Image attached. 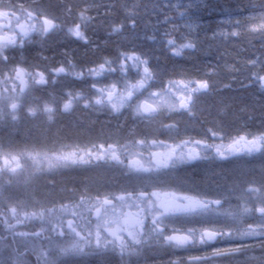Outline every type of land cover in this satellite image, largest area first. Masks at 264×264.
<instances>
[{"label":"snow or ice","instance_id":"obj_1","mask_svg":"<svg viewBox=\"0 0 264 264\" xmlns=\"http://www.w3.org/2000/svg\"><path fill=\"white\" fill-rule=\"evenodd\" d=\"M99 7L91 0L78 6L66 0H8L6 8L0 7V115L10 119L13 133L19 132L22 116L49 128L66 116L83 117L78 121L83 138L45 146L0 139V177L6 179L0 185V222L12 237L8 243L7 236H0L2 264H26L29 253L38 264H68L81 257H94L97 264H148L149 255L175 257L154 264H264V163L258 171H240L210 190L180 175L194 163L264 161V111L258 126L249 124L261 98L237 106L234 97L221 94L233 88L235 79L225 82L221 72L240 71L226 61L194 71L175 62L167 66L169 55L190 59L202 51L192 35L198 24L185 20L189 31L179 41L173 35L179 30L176 24L160 36L157 25L145 24L141 36L137 29L148 7L142 0L119 5L112 0L104 15H115L112 9L118 7L123 16L107 23L91 15ZM171 7L185 15L179 2ZM260 7L243 24L225 20L235 26L213 38L264 39V5ZM152 8L155 13L159 6ZM170 19L165 14L163 22ZM100 32L107 38L94 39L93 33ZM51 37L76 47H62L60 58L55 52L45 55ZM138 39L154 48L142 50ZM34 45L41 51L25 55ZM80 46L83 52L77 56ZM244 63L248 75L241 87L264 94V61L257 56ZM209 98L215 103L209 105ZM259 106L264 109V102ZM211 108L217 118L197 130L199 118ZM100 115L108 118L107 124L114 121L115 128H107ZM227 116L235 126H226ZM109 167L123 169L136 182L113 188L85 178L80 188L62 189L70 195L60 198L40 196L32 184L37 176L62 170ZM28 225L38 226L25 230ZM18 239L25 242L23 249ZM257 248L259 256L249 255Z\"/></svg>","mask_w":264,"mask_h":264},{"label":"trees","instance_id":"obj_2","mask_svg":"<svg viewBox=\"0 0 264 264\" xmlns=\"http://www.w3.org/2000/svg\"><path fill=\"white\" fill-rule=\"evenodd\" d=\"M12 2L16 3H26L27 0H12ZM55 2V0H53ZM68 3H72L74 6H78L81 3L86 2V0H66ZM92 3L99 4L100 7L94 9L91 15H97L98 20H104L107 23L109 20H119L122 18L123 13L120 12L119 8L112 9L115 12L113 16L104 15L109 3L112 0H91ZM134 0H116V3L119 5L120 3L131 4ZM179 2L180 9L179 11H184V7L189 5V3H193L194 6L189 8V17H180L179 12L171 7L172 4H176ZM142 3L147 7V11H142L140 27L137 29L138 33L143 36L145 34V24L157 25L156 35L160 36L163 34L165 29L171 31L172 25L176 24L179 26V30L175 32L173 35L179 41L181 33H187L189 30L184 26L185 20H190L199 25V28L196 29L195 32L192 33L199 42L201 52L193 54V57L190 59H173L170 55L168 57V67H171L172 63L175 62L177 64L183 65L185 68L194 71L197 67H202L205 64L217 65L223 64L225 61L229 64L236 65L237 68L240 69L239 72L227 73L221 72V79L225 82H228L231 77H235V79H231L233 84V88L231 90H224L221 94L224 96H230L235 98V102L237 106H239L240 102H251L253 96L260 97L261 99L256 103V108L254 112V118L249 121V124L252 127H256L260 124L262 116L261 112L264 109L260 108V103L264 102V94L259 93L255 87L252 88H243L241 87L242 82L247 81L248 68L245 65V61L250 58H255L257 56L260 57L261 61H264V39L261 38H250L248 35L241 36L240 38H229L227 41L216 35L213 38L214 33H219V31H231L235 24H226L225 20L231 19L233 22L236 19H240L242 24L245 22L246 18L250 15L258 14L261 11L262 5H264V0H142ZM257 5L253 7V5ZM8 0H0V6H7ZM153 5H158L159 8L155 10L153 13ZM165 5H168L167 7ZM62 6V5H61ZM52 10H57L59 6L50 5ZM168 14L171 19L168 23L163 22L164 15ZM242 26V25H241ZM147 35H151L153 33V29L149 27L147 30ZM94 39H106L107 36L105 33L100 32L98 34L93 33ZM114 39V38H113ZM60 37H51L47 42V49L45 51V55L51 56L53 53H57V58H60L58 53L62 47L73 48L76 45L72 42H67L64 44L59 43ZM142 50L153 49V44L147 39H138L135 41ZM111 50V49H109ZM41 51L38 45H34L31 48L25 51V55L34 56L36 52ZM83 52V47L80 46L75 53L77 56H80ZM153 55H159L161 57L165 56L163 51H154ZM37 60L38 57H35ZM161 63H164L161 60ZM215 103L214 98L208 99V104L212 105ZM217 118V113L215 108H211L209 111H206L200 118L199 121L202 123L203 127L210 126V122ZM226 126L232 127L234 125V118L232 116L223 117ZM81 120L80 117H72L66 116L57 121V123L49 128L45 124L43 127L39 128L33 121L32 124H25V126H21L24 121V117H21V122L16 127L19 128L18 133H13V125L10 124V119L3 115V120L1 121L0 126V134L2 139H6L11 137L16 143L20 138V145L25 143L36 146H45L48 145L43 137H49V139L53 140V137H58L57 135L63 131L74 135L77 137L81 136L83 138V129L80 127L78 121ZM24 128V130H22ZM46 129V130H45ZM26 131L27 135L24 134ZM99 131V129H98ZM45 134V135H44ZM21 140L22 143H21ZM251 159L247 158L242 161L243 168H245V172L249 171ZM258 164L264 163L260 158L257 160ZM106 168L98 169L97 176H90V171L82 170V182L80 185H76L75 188H80L81 185L85 182V178H87L90 182L95 184H100L104 186H108L105 180V171ZM230 171H233L232 167L228 168L226 166L225 171L219 170L215 175L212 174L210 177L206 172H203L202 175V187L205 189H215L216 186L225 184L228 180L234 178L230 175ZM94 176V177H93ZM92 178L93 181L91 180ZM212 180L218 181V184H213ZM221 181V183H220ZM212 184H211V183ZM60 185L49 187V194L53 197L59 198L60 194ZM65 186L66 189H70L71 187ZM59 189V190H58ZM65 195H70V192L62 191ZM38 195L44 196L40 191ZM196 252V251H195ZM196 254V253H195ZM250 255V254H249ZM253 255H260V250L255 251ZM27 264L31 261L32 257L30 254L27 255ZM91 258V257H86Z\"/></svg>","mask_w":264,"mask_h":264},{"label":"flooded vegetation","instance_id":"obj_3","mask_svg":"<svg viewBox=\"0 0 264 264\" xmlns=\"http://www.w3.org/2000/svg\"><path fill=\"white\" fill-rule=\"evenodd\" d=\"M2 120H3V115H0V126H1ZM128 123L131 124V121H129ZM110 125H112V123ZM110 125L109 124L106 125L107 128H113ZM202 127H203L202 123L199 122L197 124V130L202 129ZM96 131H98V130H96ZM93 134H95V133H93ZM57 135H60V136L53 137L54 138L53 140H69L70 141L71 139L81 138V136H78V134L76 137V136L71 135L65 131H63ZM1 138L2 137L0 134V139ZM197 138H199V137H197ZM46 139H47V141H46L47 144H50L53 141V140L49 139L48 136L46 137ZM216 142L218 143L219 141H216ZM255 160L256 159H251V162L247 163V164L253 166ZM242 161L243 160H237V161L227 162V163L219 164V165H217V163H209V162L194 163V164L187 166L184 169H182L180 175L182 177L186 178L190 182H193L195 184L203 186L202 185L203 172H206L208 174V176L210 177L212 174L215 175L216 172H219V170H222V169L225 170L226 166H228V168L232 167L233 171L238 173L242 169V166H243ZM97 170L98 169L88 170V171H90V176H92V175L97 176ZM105 171H106V174H105L106 184L110 187L116 188V187H119L120 185H126V184L131 185V184H134L136 182L134 176L125 175L124 170L119 168V167H109V168H106ZM56 175H58V177H59V180L57 183L58 185H64V184L67 185V184H71V183H72V185H74V184L80 185V183L83 180L82 179V169H77L75 171L62 170L60 172H57ZM56 175H54V176H56ZM93 179L94 178H92L91 180L93 181ZM212 183L218 184V181L212 180ZM220 183H221V181H220ZM249 243H251V242H249ZM29 254L32 257L31 261L35 263L36 262L35 258L33 257V255L31 253H29ZM249 254L253 255L254 253H249ZM112 259H113V261L118 260L116 257H113ZM146 259H147L148 264H154V262L157 260L168 259V256L155 257V256L149 255ZM68 264H97V261L93 257L88 258V259L74 258L72 261L69 260Z\"/></svg>","mask_w":264,"mask_h":264},{"label":"rangeland","instance_id":"obj_4","mask_svg":"<svg viewBox=\"0 0 264 264\" xmlns=\"http://www.w3.org/2000/svg\"><path fill=\"white\" fill-rule=\"evenodd\" d=\"M39 58V57H38ZM83 119V117L81 116V120ZM98 119H99V121H103V122H105V124L106 125H108L107 124V120H108V118L107 117H105L104 115H100L99 117H98ZM27 123H29V124H32V122H29L26 118H24V121H23V124L21 125V126H25V124H27ZM33 124H35L36 126H38L39 128H41V127H43V124H42V122H34L33 121ZM11 126H12V124H10ZM110 125V124H109ZM111 127H113V128H115V123H114V121L112 122V125H110ZM95 128H96V130H98V129H100V124L99 123H97V125L95 126ZM22 130H24V128L22 129ZM46 130V129H45ZM28 133L26 132V131H24V134H22V135H27ZM45 135V134H44ZM44 139H45V141H47V139L45 138V137H43ZM2 139V138H1ZM21 139V138H20ZM20 139L19 140H17L16 141V144H18V143H20L19 141H20ZM22 141L23 140H21V143H22ZM30 145V144H29ZM244 160V159H243ZM257 160H258V158H256V160L254 161V165L252 166V165H250V170L249 171H251V170H255V171H258L259 170V167H260V165L261 164H258L257 163ZM217 165H219V164H217ZM30 163H26V168H29L30 169ZM245 168L246 167H242V169H241V171H244L245 172ZM83 170V169H82ZM222 171H225L224 169H222ZM230 173V175L231 176H235L236 174H237V172H235V171H230L229 172ZM57 173H55L54 175H56ZM54 175H45V176H37V177H35V178H33V180H32V184L38 189V192L40 191L44 196L45 195H48L49 196V198H56V197H53V196H51L50 194H49V187L51 186V185H53V186H57L58 184V180H59V177H58V175H56V176H54ZM83 176V175H82ZM21 179H23V175L20 177ZM49 181H53L54 182V184L53 183H49ZM3 184H6V179L5 178H2V177H0V185H3ZM65 185V184H64ZM76 185L77 184H74V185H72V183L71 184H67L66 186H69V187H71L70 189H72V188H75L76 187ZM60 188V194L58 195V197L60 198V197H63V196H66L65 195V193H62V189H65V186H63V185H60L59 186ZM58 189V190H59ZM38 194V193H37ZM9 222H12L11 220L9 221ZM36 226H38V225H28V226H26V229L25 230H28V229H31V228H33V227H36ZM2 228H3V223L2 222H0V236H7V233H5V232H3L2 231ZM7 241H8V243H11L12 242V237L11 236H7ZM249 242H251V243H255V241L254 240H250V241H248V243ZM17 246L18 247H20L21 249H23L25 246H26V244H25V242L23 241V240H17ZM258 249L259 248H257L255 251H258ZM195 251L193 252V254L195 255ZM197 254V253H196ZM3 255H4V253L2 252V251H0V264H2V261H3ZM33 255V257L35 258V260H36V262L34 263V262H32V261H29V263L28 264H38V261H37V258H36V256L34 255V254H32ZM180 255H185L184 253H180ZM94 258V257H93ZM117 259H118V257H116ZM175 257H170V256H168V259H174ZM74 258H71L70 260L72 261ZM81 259H88V258H86V257H81ZM94 259H96V258H94ZM142 259V258H141ZM133 260H136V258L135 257H133ZM162 260V259H161ZM164 260H167V259H164ZM27 258H26V264H27Z\"/></svg>","mask_w":264,"mask_h":264},{"label":"clouds","instance_id":"obj_5","mask_svg":"<svg viewBox=\"0 0 264 264\" xmlns=\"http://www.w3.org/2000/svg\"><path fill=\"white\" fill-rule=\"evenodd\" d=\"M0 7H5L6 8L7 6H0ZM179 8H180V6H179ZM189 8H190L189 5H187V6H185L183 8L184 10H186L185 11V15L183 17H189Z\"/></svg>","mask_w":264,"mask_h":264}]
</instances>
